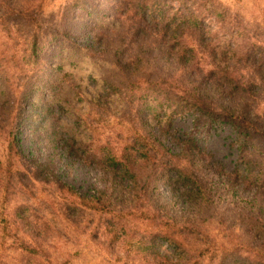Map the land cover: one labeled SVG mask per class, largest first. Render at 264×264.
Segmentation results:
<instances>
[{
  "label": "trees",
  "instance_id": "trees-1",
  "mask_svg": "<svg viewBox=\"0 0 264 264\" xmlns=\"http://www.w3.org/2000/svg\"><path fill=\"white\" fill-rule=\"evenodd\" d=\"M105 1L75 0L53 33L78 60L77 92L65 64L27 76L19 99L0 72L1 191L25 189L20 163L66 197L67 218L95 213L120 232L126 216L154 223L146 244L174 251L163 264H264V20L218 0ZM23 47L42 64L37 35ZM92 111L132 116L133 135L121 148L101 139ZM212 135L226 141L231 171L206 148ZM77 166L99 174L88 192ZM27 211L15 209L21 222Z\"/></svg>",
  "mask_w": 264,
  "mask_h": 264
},
{
  "label": "rangeland",
  "instance_id": "rangeland-1",
  "mask_svg": "<svg viewBox=\"0 0 264 264\" xmlns=\"http://www.w3.org/2000/svg\"><path fill=\"white\" fill-rule=\"evenodd\" d=\"M75 0H0V72L18 99L26 84V77L42 73L48 77L53 69H61L73 76L67 82L73 93L82 83V72L74 69L77 58L68 59L65 44H59L53 33L58 31L63 14ZM106 4L105 0L96 2ZM234 13L246 16L254 24L264 20V0H218ZM70 17H73L70 15ZM37 35L42 42V64L28 63L23 46L30 36ZM68 59V61H67ZM84 61L82 60V63ZM66 68V69H65ZM42 70V71H41ZM85 69L84 71H87ZM62 78V74L59 75ZM74 98V97H73ZM76 104L82 105L80 97ZM264 111V100L261 102ZM91 110L87 111L90 114ZM87 118V117H86ZM95 135L103 140L111 139L119 148L133 135L135 119L132 116L112 117L92 111L87 119ZM177 129L188 130V121H179ZM0 129V159L5 162L6 139ZM206 148L223 163L227 171L234 167L228 145L222 137L208 138ZM24 173L25 189L12 187L8 193L0 188V264H163L167 261L165 248L154 252L146 244L151 233L158 232L154 223L136 216H126L124 231L104 228V220L95 213H77L67 218L66 197L60 195L53 185H44L32 179L20 163L15 171ZM92 168L77 166L73 179L76 186L88 192L98 180ZM19 177V176H18ZM73 181V180H72ZM22 204L27 206L25 221L15 214ZM180 208L184 209L183 202ZM119 220V219H118ZM35 231V236H32ZM192 253V247L188 248ZM170 255L173 250H168ZM209 259V256H206ZM175 264V262H174ZM192 264V263H191ZM203 264H212L206 260Z\"/></svg>",
  "mask_w": 264,
  "mask_h": 264
}]
</instances>
